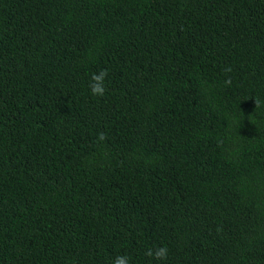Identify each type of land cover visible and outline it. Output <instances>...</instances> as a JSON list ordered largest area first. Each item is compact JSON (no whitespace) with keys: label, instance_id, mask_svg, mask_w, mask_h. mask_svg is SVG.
Wrapping results in <instances>:
<instances>
[{"label":"trees","instance_id":"obj_1","mask_svg":"<svg viewBox=\"0 0 264 264\" xmlns=\"http://www.w3.org/2000/svg\"><path fill=\"white\" fill-rule=\"evenodd\" d=\"M121 255L264 264V0H0V264Z\"/></svg>","mask_w":264,"mask_h":264},{"label":"clouds","instance_id":"obj_2","mask_svg":"<svg viewBox=\"0 0 264 264\" xmlns=\"http://www.w3.org/2000/svg\"><path fill=\"white\" fill-rule=\"evenodd\" d=\"M227 71H231V69H227ZM108 77V70L101 69L98 73H93L91 76V83L89 85L90 92L95 97H103L106 93V78ZM225 84L231 85V78L225 81ZM98 140H105L106 135L104 133H99L97 136ZM146 255L153 257L159 261H166L169 255V249L166 246L156 247L154 250L149 249ZM114 264H130V257L128 255L117 256Z\"/></svg>","mask_w":264,"mask_h":264}]
</instances>
